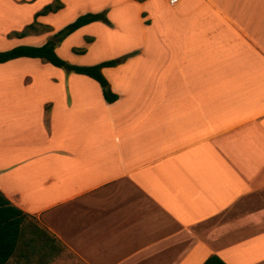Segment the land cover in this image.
<instances>
[{
	"label": "crops",
	"instance_id": "1",
	"mask_svg": "<svg viewBox=\"0 0 264 264\" xmlns=\"http://www.w3.org/2000/svg\"><path fill=\"white\" fill-rule=\"evenodd\" d=\"M60 1L0 0V51L44 45ZM104 7L123 26L77 32L122 33L114 103L41 59L0 64V191L26 214L6 264H264V0Z\"/></svg>",
	"mask_w": 264,
	"mask_h": 264
},
{
	"label": "trees",
	"instance_id": "2",
	"mask_svg": "<svg viewBox=\"0 0 264 264\" xmlns=\"http://www.w3.org/2000/svg\"><path fill=\"white\" fill-rule=\"evenodd\" d=\"M63 8L60 0H54V3L46 6L37 15H47L49 13H56ZM102 22L111 26V22L107 17L105 11L99 13H87L80 15L74 22L68 24L62 30L57 32L50 40L40 47L34 46H18L8 51H0V64L19 58L41 59L50 63L52 66L65 69L68 72L87 76L100 85L104 100L112 104L117 101L118 96L114 94L110 88V84L102 70L107 67H115L123 58L102 62L92 66H78L70 64L62 59L56 52V48L67 37L77 32L79 29L90 25L92 23ZM36 21L28 26L22 32L16 34L22 37L34 29ZM91 40L88 39V42ZM26 218V214L20 209L11 204V202L0 191V264H6L10 258L15 254L18 243L22 236V224ZM204 264H226L218 256L210 257Z\"/></svg>",
	"mask_w": 264,
	"mask_h": 264
},
{
	"label": "rangeland",
	"instance_id": "3",
	"mask_svg": "<svg viewBox=\"0 0 264 264\" xmlns=\"http://www.w3.org/2000/svg\"><path fill=\"white\" fill-rule=\"evenodd\" d=\"M66 2L65 12L59 16L56 21H52L51 30L45 28V32H52L53 35L48 39L50 40L57 32L62 30L68 24L74 22L80 15L87 13H95L96 11L107 13L109 16V8H102L108 1L111 4L116 2H123L125 0H64ZM110 6V5H109ZM121 10V9H119ZM115 10L112 12V19L116 23H121L123 26V21L119 19L120 11ZM109 19V17H108ZM109 19V21H110ZM111 26L104 24L106 27H112L114 24L112 21ZM62 25L63 28H62ZM120 25V24H119ZM59 26L61 29L58 30ZM33 29H30V31ZM119 33V32H118ZM73 35V34H72ZM70 35L67 37L56 49L60 48L59 55L66 62L78 66H91L95 63H100L102 61H112L117 60L114 55L119 53L124 48V41L122 40L121 34H112L111 31L102 29V27H91L90 29H82L77 32L75 35ZM121 35V36H120ZM140 37V36H139ZM69 38V39H68ZM88 39L91 41L88 42ZM47 40V41H48ZM93 44L92 51L88 54L87 45ZM90 44V45H91ZM81 56V57H80ZM83 57V58H82ZM120 59V58H119ZM65 76L70 77V75H75L74 73L68 72L65 69H60ZM110 73L108 74V76ZM115 78V76H113ZM72 88V87H71ZM70 86L68 87V92ZM102 90V89H101ZM19 246V245H18ZM18 248V247H17Z\"/></svg>",
	"mask_w": 264,
	"mask_h": 264
},
{
	"label": "built area",
	"instance_id": "4",
	"mask_svg": "<svg viewBox=\"0 0 264 264\" xmlns=\"http://www.w3.org/2000/svg\"><path fill=\"white\" fill-rule=\"evenodd\" d=\"M178 3V0H170V4L175 5Z\"/></svg>",
	"mask_w": 264,
	"mask_h": 264
}]
</instances>
